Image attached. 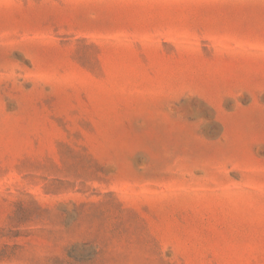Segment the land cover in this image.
Returning a JSON list of instances; mask_svg holds the SVG:
<instances>
[{"label":"rangeland","instance_id":"obj_1","mask_svg":"<svg viewBox=\"0 0 264 264\" xmlns=\"http://www.w3.org/2000/svg\"><path fill=\"white\" fill-rule=\"evenodd\" d=\"M0 264H264V0H0Z\"/></svg>","mask_w":264,"mask_h":264}]
</instances>
